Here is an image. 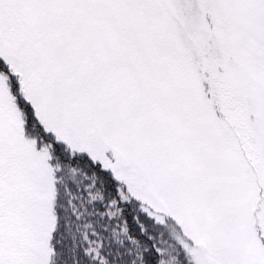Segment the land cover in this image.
Returning a JSON list of instances; mask_svg holds the SVG:
<instances>
[{
	"label": "snow or ice",
	"instance_id": "snow-or-ice-1",
	"mask_svg": "<svg viewBox=\"0 0 264 264\" xmlns=\"http://www.w3.org/2000/svg\"><path fill=\"white\" fill-rule=\"evenodd\" d=\"M0 264H264V0H0Z\"/></svg>",
	"mask_w": 264,
	"mask_h": 264
}]
</instances>
